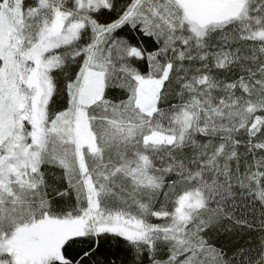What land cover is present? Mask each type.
Wrapping results in <instances>:
<instances>
[{"label": "snow or ice", "instance_id": "6c2138e0", "mask_svg": "<svg viewBox=\"0 0 264 264\" xmlns=\"http://www.w3.org/2000/svg\"><path fill=\"white\" fill-rule=\"evenodd\" d=\"M0 264H264V0H0Z\"/></svg>", "mask_w": 264, "mask_h": 264}]
</instances>
